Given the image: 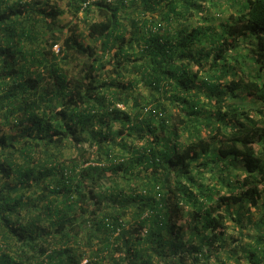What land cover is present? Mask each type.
<instances>
[{
  "label": "clouds",
  "instance_id": "1",
  "mask_svg": "<svg viewBox=\"0 0 264 264\" xmlns=\"http://www.w3.org/2000/svg\"><path fill=\"white\" fill-rule=\"evenodd\" d=\"M0 264H264V0H0Z\"/></svg>",
  "mask_w": 264,
  "mask_h": 264
}]
</instances>
